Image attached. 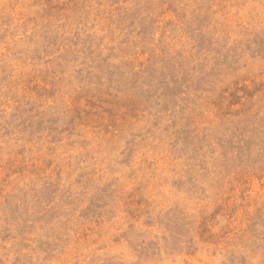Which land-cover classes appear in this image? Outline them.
<instances>
[{"label":"rangeland","instance_id":"obj_1","mask_svg":"<svg viewBox=\"0 0 264 264\" xmlns=\"http://www.w3.org/2000/svg\"><path fill=\"white\" fill-rule=\"evenodd\" d=\"M0 264H264V0H0Z\"/></svg>","mask_w":264,"mask_h":264}]
</instances>
